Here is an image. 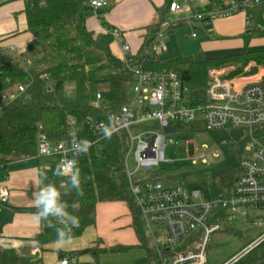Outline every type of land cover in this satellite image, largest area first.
Returning <instances> with one entry per match:
<instances>
[{"label": "built area", "instance_id": "built-area-1", "mask_svg": "<svg viewBox=\"0 0 264 264\" xmlns=\"http://www.w3.org/2000/svg\"><path fill=\"white\" fill-rule=\"evenodd\" d=\"M183 1L193 6L208 5L209 11L198 16L206 24L231 19L249 9L264 8V0ZM90 6L99 12L108 9L110 1L90 0ZM189 10L178 2L170 6L172 15ZM180 22L164 21L151 45L144 50L143 61L136 60L138 54L132 53L118 30L108 29L120 45L126 72L132 76V96L128 95L127 103L112 111L102 94H96L92 107L102 118L87 117L85 121L95 140L80 138L75 118L69 119L68 138L60 143L50 141L43 126L39 125L37 157L55 159L59 164L66 160L76 161L91 148H103V140L125 135L127 144L121 172L127 179L150 248L159 264H208V253L218 234L230 229L237 218L248 219L251 213L264 210V85L260 78L234 76V66L212 67L207 71L205 96L192 99L190 88L178 70L149 68L148 60L155 62L157 57H169L166 55L168 35ZM191 37L198 38L197 32ZM5 52L15 58L25 54L26 48H5L0 44V54L6 55ZM25 64L31 67L33 61L29 58ZM41 79L49 82L47 74ZM29 88V85H18L1 92L0 117L7 104L30 99ZM166 129H174V132L166 133ZM228 129L249 132L245 156L239 158L238 175L229 189L205 200L200 192L182 185L167 187L165 178L157 175L165 165L173 163L165 155L169 145H177L170 137L172 134L179 130L215 132ZM193 162L206 165L209 154L198 156ZM10 197L9 189L0 185V207ZM252 222L259 228L264 226V218L259 215L253 217ZM263 242L264 233L226 264H236ZM27 245L32 254L41 250L35 242ZM19 247L21 245L0 233V264L4 251L19 250ZM76 263L73 257L59 262Z\"/></svg>", "mask_w": 264, "mask_h": 264}, {"label": "trees", "instance_id": "trees-1", "mask_svg": "<svg viewBox=\"0 0 264 264\" xmlns=\"http://www.w3.org/2000/svg\"><path fill=\"white\" fill-rule=\"evenodd\" d=\"M174 0H166L165 6L156 8L157 21L146 27L147 37L136 60H144V50L148 48L160 31V25L170 14ZM88 0H26L25 15L28 33L33 37L25 54L9 57L0 54V93L18 85H29L30 99L17 100L4 107L0 117V180L7 177L9 167L23 159L37 158L38 126L44 128L50 141L60 143L68 138V123L75 118L80 127V138L95 140V135L85 126L87 117L102 118L92 103L100 92L112 111L125 105L132 84V76L127 73L123 62L117 58L108 45L101 42L89 30L86 22L85 5ZM99 21L109 28L103 15ZM185 25L180 22L178 26ZM177 26V27H178ZM1 43V42H0ZM33 65L26 67L27 59ZM149 68L178 70L183 81L190 88V97L200 99L205 96L207 71L212 67L234 66V76L260 78L264 85V48L246 49L238 55L207 58L204 54L193 57L177 55L147 61ZM47 74L49 82L41 79ZM125 135L110 137L101 142L103 151L91 148L76 159L83 181V196L75 191L62 198L70 205L69 211L79 218V226L71 230L72 239L81 237L85 231L97 224V208L101 203L123 202L131 211L133 228L138 245L116 246L94 257L99 262L101 255L124 253L137 249L144 256L134 264H159L157 255L151 250L143 220L129 190L127 179L122 174V164L126 152ZM50 166L39 168V189L41 172L47 182L61 183L63 177L54 175L57 160ZM118 175V176H116ZM74 205V208L72 207ZM55 224V221H52ZM225 234L241 236L236 229H228ZM56 232L53 227L40 223V233L35 242L42 245L43 252L55 244ZM215 247L213 244L211 248ZM78 252L74 255H80ZM61 258H71V254L60 252ZM1 264H45L44 258L34 260L23 258L15 251L2 253ZM236 264H264V242Z\"/></svg>", "mask_w": 264, "mask_h": 264}, {"label": "rangeland", "instance_id": "rangeland-1", "mask_svg": "<svg viewBox=\"0 0 264 264\" xmlns=\"http://www.w3.org/2000/svg\"><path fill=\"white\" fill-rule=\"evenodd\" d=\"M174 1L179 4H185L190 10L178 15L169 14L166 17L168 21L185 23L183 26L175 27L168 35L167 56L182 55L183 57H193L204 54L207 58L214 59L238 55L246 49H252L249 43L250 37L216 34L213 24L217 21L212 22L211 25H206V22L199 20V14H206L209 11L208 5L193 6L187 1ZM115 2L116 0H111L110 7L107 10L111 9ZM258 13V9L251 10V27L257 25V28L262 29L264 28V18L258 22ZM239 15L242 16L241 14ZM93 17L96 19L94 14ZM158 18L159 15L156 14V21ZM238 20L240 18L235 21ZM163 23L164 21L159 29H161ZM231 23L232 20L230 19L222 22L224 26H228ZM193 32H197L198 38L193 39L191 37ZM210 32L213 33L211 34ZM110 37L114 38L111 35ZM129 96H132L131 90H129ZM170 137L174 139L177 145H169L165 155L166 159L173 163L165 165V168L159 170L157 175L165 178L167 187L182 185L188 189L200 192L202 197L207 200L211 196L221 193L224 189H229L235 182L238 175L239 158H243L246 153L245 143L249 137V132L239 129L215 132L179 130ZM204 154H209L208 164H195L193 162V159ZM44 162L47 166L53 164L52 159H44ZM18 166L16 165V167ZM258 215L264 218V210L251 213L248 219L237 218L234 221V225L230 226V229H235L234 227H236L241 236L236 237L229 234H225L223 237L216 236L213 242L215 247H212L208 253V264H226L230 262L254 240L259 238L264 233V226L259 228L252 222L253 217ZM119 228L115 230L110 224L105 223L100 229L104 242L99 240L91 249L101 254L107 249L119 245L125 247L138 245L135 243V237L132 232L119 230ZM35 243L41 246V250L37 254H32V250L27 244L21 246L19 250L13 251L23 258H33L34 260L44 258L45 261L50 260L51 252H43L42 245L38 242ZM143 256V251L133 249L124 253L103 254L99 262H97L93 252H89L86 256L87 262L83 264H134V261Z\"/></svg>", "mask_w": 264, "mask_h": 264}, {"label": "crops", "instance_id": "crops-1", "mask_svg": "<svg viewBox=\"0 0 264 264\" xmlns=\"http://www.w3.org/2000/svg\"><path fill=\"white\" fill-rule=\"evenodd\" d=\"M165 3L166 0H116L111 9L96 12L88 0L85 5L87 26L121 60L120 45L110 37V35L112 36L109 32L110 29L108 30L102 25L99 16H104L109 28L118 30L122 34L123 40L130 45L132 53L136 55L147 37L145 28L156 21V8H163ZM25 9L26 0H0V44L5 48L16 46L20 49H27L32 42L33 37L28 33ZM254 9L259 10L257 19L259 22L264 18V8ZM254 9H249L246 14L242 13V16L237 15L240 18L238 21H235L238 19L237 16L231 18L232 23L228 26L222 24L225 20L214 21V32L221 35L250 37L249 43L252 49H263L264 28L259 29L257 25L251 27L252 15L250 12ZM44 159L37 157L18 161L19 164H12L9 167L7 177L3 181L0 180V185L9 189L11 193L10 200L0 207V233L16 242L18 246L35 242V238L40 233V223L34 219L36 209L33 199L34 194L39 191V168L46 165ZM14 165L15 167H13ZM16 165L19 166L16 167ZM105 223L110 224L115 230L120 226L119 230L132 232L135 243H138L128 205L123 202L101 203L97 208L96 226L87 229L81 237L72 239L71 243L64 247L57 248L56 244L50 245L47 248V252H51L50 260L45 261L44 259L45 264H59L65 259V257H60V252L71 254L77 260L76 264L86 263L88 250L94 247L99 240L104 242L100 229ZM78 252H82V254L74 255Z\"/></svg>", "mask_w": 264, "mask_h": 264}, {"label": "clouds", "instance_id": "clouds-1", "mask_svg": "<svg viewBox=\"0 0 264 264\" xmlns=\"http://www.w3.org/2000/svg\"><path fill=\"white\" fill-rule=\"evenodd\" d=\"M40 175L41 187L33 199L36 209L34 219L55 229V244L57 248H61L71 243V230L79 226V218L69 211L70 205L62 197L72 191L77 196L84 195L81 172L76 161L66 160L58 164L54 172V175L64 178L59 185L54 182L45 183L46 174L41 172ZM52 221L56 223L53 224Z\"/></svg>", "mask_w": 264, "mask_h": 264}, {"label": "water", "instance_id": "water-1", "mask_svg": "<svg viewBox=\"0 0 264 264\" xmlns=\"http://www.w3.org/2000/svg\"><path fill=\"white\" fill-rule=\"evenodd\" d=\"M165 132L166 133H172V132H174V129H166ZM99 150L103 151V148H100Z\"/></svg>", "mask_w": 264, "mask_h": 264}]
</instances>
